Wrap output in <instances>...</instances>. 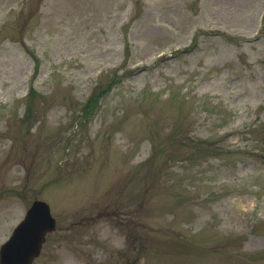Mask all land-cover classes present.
<instances>
[{
  "label": "rangeland",
  "instance_id": "1",
  "mask_svg": "<svg viewBox=\"0 0 264 264\" xmlns=\"http://www.w3.org/2000/svg\"><path fill=\"white\" fill-rule=\"evenodd\" d=\"M31 264H264V0H0V248Z\"/></svg>",
  "mask_w": 264,
  "mask_h": 264
},
{
  "label": "water",
  "instance_id": "2",
  "mask_svg": "<svg viewBox=\"0 0 264 264\" xmlns=\"http://www.w3.org/2000/svg\"><path fill=\"white\" fill-rule=\"evenodd\" d=\"M55 229L49 206L35 201L25 219L0 249V264H31L39 255L45 237Z\"/></svg>",
  "mask_w": 264,
  "mask_h": 264
}]
</instances>
